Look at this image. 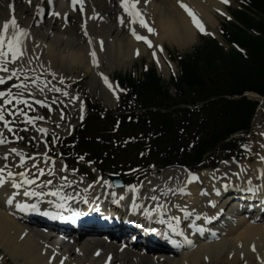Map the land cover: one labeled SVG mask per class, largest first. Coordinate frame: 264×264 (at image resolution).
I'll use <instances>...</instances> for the list:
<instances>
[{
	"label": "bare ground",
	"instance_id": "6f19581e",
	"mask_svg": "<svg viewBox=\"0 0 264 264\" xmlns=\"http://www.w3.org/2000/svg\"><path fill=\"white\" fill-rule=\"evenodd\" d=\"M7 1L0 0V22L11 17L7 9L8 6L5 4ZM14 1L17 2L20 9L16 17L18 22L21 26L30 28L27 53L17 62V65L30 69H32L31 67H39L46 70V74L53 75L55 73L53 77L58 80L65 79V68L83 66L93 73L95 81L96 79L101 81L107 92L105 100L110 105L115 104L118 93L115 89V81L109 75V69L119 65L129 66L135 59L151 51L152 56L157 61L159 72L165 73L169 69L167 66L168 57L165 59L163 56L165 53L164 43L176 45L180 50L195 43L197 34L201 31L195 26L192 17L185 8L181 7V3L188 5L193 10L203 23L205 32L209 25L217 27L216 13H226L223 0H139L138 9L148 27L154 29L153 32H149L148 28L143 27L139 21L135 24L131 23V17L123 13L122 9L118 7L120 0H85L83 12L86 15L82 18L68 8L69 5L66 0H58L54 11L59 12L60 15L52 14L51 19L44 25L39 22L35 13L36 9L30 5L28 0ZM33 2L36 5H42V0H32L31 3ZM79 12L81 11L79 10ZM121 17L124 19L123 24ZM68 19L70 25L65 23V20ZM85 28L87 35H85ZM132 28H135L138 34H143L147 38L151 37L152 46L150 47L149 44L145 46L140 43L132 34ZM92 51L96 53L97 64L93 63ZM28 60H31V63H27ZM59 64H62V68L58 66ZM104 64L107 65L108 70L104 69ZM9 66L13 67V65ZM101 73L108 77L113 86L112 89L105 84ZM259 98V104L263 105L264 97ZM257 116L258 113L254 119ZM260 134L264 138V130H261ZM259 146L262 151L261 155L264 156V142ZM14 157L17 155H12L11 159ZM52 163L51 161L47 164L44 172L47 173L54 167L55 176H50L47 173L38 178L39 181L33 187L43 185L45 180L51 179L53 183L50 186H45L46 191L48 187L55 188L62 185L64 191H68L67 194L84 202L85 198L87 200L90 197L94 198V194L104 190L103 188L109 182L98 175L100 178L97 180L99 182L97 184L95 182L89 185L83 179L79 184L71 183L69 186L61 177H67V181L72 182L75 181V176L69 175L65 170L62 171V165L59 167ZM244 164H237L236 167L231 166L232 170L222 168L221 174H212V171L198 172L196 174L200 179L192 183L187 182L189 174L187 169L169 168L164 170V173L162 172L159 177L144 182L143 187H139L138 196L130 193L128 187L125 186L118 191L117 198L125 196L126 198L122 200L144 203V207H154L155 202L147 199V197L153 194L159 195L161 197L160 202H167L168 205L169 211L165 213V218L168 215H175L179 216L182 222L185 216L181 209L188 207L187 210H192L191 208L197 206L195 203L202 197V193L197 191L195 187H208L204 179L209 178V176L221 178L224 181L226 178L223 174L226 173L228 179L236 181L239 176L237 173L241 169L246 174L245 177L254 184L264 182L259 178L258 171L264 168V161L259 158L257 163H253L251 166ZM15 165L19 166L18 163ZM30 167L32 173L39 174L38 168L32 165ZM169 170L171 171L169 172ZM220 184L212 183L211 190L217 191L218 194L221 193ZM72 186L76 187L73 189ZM166 188H170L172 191L162 195V190H166ZM180 188H184L186 191H178ZM153 189H156L155 193H153ZM209 196L215 201L216 196H213L211 191H209ZM243 198L246 197L243 196ZM192 200H195L193 205H191ZM183 202L187 203L180 204ZM13 203L18 210H22L17 207V204H20L17 203V198L13 199ZM190 205L191 207H189ZM203 208L208 207L203 206ZM154 215L159 220V217ZM197 216L200 215L193 214L194 218ZM237 219V221L231 222L223 232H219L222 233L219 235L221 236L220 241L207 242V238L195 243L194 248H180L181 252L176 255L148 256L131 249L120 251V246L109 245L101 238L97 242L78 240L74 244L64 243L56 238L42 239L36 227L23 222L19 217L12 216L8 208L0 203V243L5 247H10L17 257L23 258L28 264H61V262L63 264H264V221L240 223L242 218L237 217ZM212 228L215 229L214 226Z\"/></svg>",
	"mask_w": 264,
	"mask_h": 264
},
{
	"label": "trees",
	"instance_id": "16d2710c",
	"mask_svg": "<svg viewBox=\"0 0 264 264\" xmlns=\"http://www.w3.org/2000/svg\"><path fill=\"white\" fill-rule=\"evenodd\" d=\"M244 1L233 11L236 22L221 28L228 48L206 38L177 57L178 75L169 81L154 67L140 77L120 75L127 113L90 115L72 139L61 141L64 153L126 175L171 162L207 165L231 153L238 141L226 140L249 129L257 105L245 92L264 95V0Z\"/></svg>",
	"mask_w": 264,
	"mask_h": 264
},
{
	"label": "snow or ice",
	"instance_id": "6c2138e0",
	"mask_svg": "<svg viewBox=\"0 0 264 264\" xmlns=\"http://www.w3.org/2000/svg\"><path fill=\"white\" fill-rule=\"evenodd\" d=\"M28 2L31 4L32 0H28ZM48 4H53L54 0H46ZM72 6L75 9L76 5L79 4V10L81 12L84 11V3L85 0H71ZM224 3H228L229 0H223ZM121 6L123 7L124 11L128 14V16L131 17V23L135 24L137 21L143 26L148 28L149 32H153L154 29L148 27L147 23L145 22L140 10L137 7V4L139 3V0H120ZM181 7L185 8V10L189 13V15L192 17V21L195 24L197 28L200 29L201 32H205V27L203 23L201 22L200 19L196 16V14L193 12L191 8L188 7V5L181 3ZM9 8H12V5H9ZM36 11L38 16H42L45 12V8L37 4L36 5ZM55 16H59V12H53L52 13ZM121 23H124L123 17H121ZM132 34L138 39V40H145L151 47V41L147 39L145 36L139 35L135 28H132ZM85 35H87V30L85 28ZM30 36V28L21 26V24L18 22L14 12L11 15L9 19H5L2 22H0V71L4 73H8L6 76H0V85L5 84L7 81H11L13 77H16L17 79L19 78V75L24 72V68L21 65H17V62L20 61L27 53L28 49V44L27 40ZM91 43V41H89ZM92 58H93V63L97 64L98 61L96 60V53L95 51H92L91 53ZM155 55V53H154ZM27 63H31V60H28ZM9 65H13V67L10 69ZM55 75V73H53ZM103 76L105 84L108 85L110 89L113 88L112 84L109 82L108 77L104 76L103 73H101ZM31 84H36L37 88L43 92V88H40L39 84H37V81L35 79H32L29 81V78L27 75H25V80L20 81L19 84H12L10 88L7 89V91H0V98H2V103H0V122H3V125L5 128L8 129L9 132H12V128L9 126L12 122L8 119H6L5 112H6V105H12L13 101L16 102V104H26L28 105V101L26 99H23V93L24 91L29 90L28 89V83ZM118 87V85H117ZM12 88H16L19 91L13 92ZM57 91H60V89H57ZM115 91V89H113ZM123 91V89H121ZM67 95V93H64ZM118 98V97H117ZM37 104L43 105L44 101L42 100H36ZM31 107V105H28ZM19 113L21 117L26 118L27 123H34L35 120H43L45 117L43 116H38V117H30L27 115V113L23 109H16V112H11L10 115L16 116V114ZM82 119V117H81ZM39 132L41 133H47V129L45 128H39ZM17 139H23V137H16ZM8 143V141L4 138L3 134L0 133V145ZM11 153H15L17 156L20 157L19 160V166L20 167H25V161L26 159H29V157H26L24 152L22 150H19L17 148H12ZM8 153L5 154L4 159H8ZM44 155L45 160H48L49 158L47 157L46 154H41ZM261 161H264V156L259 157ZM224 163H228L227 161H224ZM54 165V162H53ZM33 167H36L35 164H33ZM62 170H67L66 166H63ZM37 171L39 172L40 176L44 175V169L38 168ZM259 178L264 180V168L259 169ZM50 176H55V170L54 167L52 170L49 171L48 173ZM227 175V174H225ZM239 175V174H237ZM38 176H32L28 170L25 168V171H20V172H13L10 170L9 166L5 164L3 167H0V187H3L6 183L10 184L11 188L16 190L15 195H21L24 197H36L39 200H45L47 197H57L58 201L54 200H47V203L49 204H54L57 209H63L65 207V204L68 201L74 200L77 197L73 195H69L64 191V187L62 185H58L55 188L48 187L47 191L44 190L45 186H50L52 185L53 181L51 179H47L43 182V185H39L36 187H33L36 185V180L38 179ZM62 180L66 181L69 186L72 182L67 181V177H61ZM200 177L194 173V172H189L188 177H187V182L192 183L194 181H198ZM107 183V182H106ZM249 185H251V180L248 181ZM128 191L130 193L136 194L137 196L139 195V187H143V185H133L130 184L127 186ZM227 187V185H225ZM23 189L22 192L19 190ZM249 191H258L259 189L255 188H249ZM153 193L156 192V189L152 190ZM172 191L170 188H166V190H162L161 194L165 195L167 192ZM180 192L186 191L184 188L178 189ZM125 196H121L120 199H125ZM14 198H9L7 200V203L12 204ZM147 199H150L151 201L155 202L154 207H144L142 204H137L133 202L132 208L134 211H140L142 209L143 214L145 217L149 220L152 219L153 214H156L159 217V223L161 225H166L168 229L171 230L172 233H176L179 236H183L185 242L188 245H192V241L188 239L187 235L185 234L184 230L179 227L181 223V218L179 216L175 215H168L167 218H165V213L169 211L167 202L161 203L160 199L161 197L159 195H151L150 197H147ZM84 202L87 203V199H84ZM119 203V201H115ZM17 207L21 208L24 211H40V206L38 203L36 204H28V203H22V204H17ZM179 207V206H176ZM181 211L184 212L185 218L189 217L192 215L190 211H188L186 208L181 209ZM45 215H53V218H56L57 214H52L49 212H45ZM77 215V213L73 212V216ZM200 217L197 216V219ZM206 220H210L211 218L205 217ZM191 228L203 232L204 229L203 227L192 223L190 225ZM151 231H157V229H151ZM168 239L171 240L173 244H175L177 247L180 246L179 241L172 239L170 236H168L167 232L163 233ZM99 255V253H97ZM63 264V262H61Z\"/></svg>",
	"mask_w": 264,
	"mask_h": 264
},
{
	"label": "rangeland",
	"instance_id": "374dc122",
	"mask_svg": "<svg viewBox=\"0 0 264 264\" xmlns=\"http://www.w3.org/2000/svg\"><path fill=\"white\" fill-rule=\"evenodd\" d=\"M240 3H241V0H229L228 3H225L224 6H225V9H226V13L223 14L224 16L221 13H218V14L216 13V17H217V21H218L217 27L209 25L207 31L205 32V34H199V35L197 34V38H196L195 43L192 46L190 45V46L184 48L185 50L184 49L180 50V48L178 46L172 45V44H168V43L165 42L164 43V45H165L164 47H165L166 55L168 54L169 59L172 60L174 66H175V72L176 73L173 74V72H174L173 69H171L172 72L171 71L169 72L168 70L165 71V73H161L160 72V74L163 77V79L166 80V81H169L172 76H174V75H176L178 73L177 62H176V60H173L171 58V55H174V57H177L178 55H181V54H184V53H190L191 51H193L194 47L196 48V47H199V46H202V45L205 44V42H206V38L205 37L214 36V37H217L219 40H221V36H220V33H219L220 26L222 25V23L227 22V20H231L232 19L230 10L239 7ZM227 12H228V14H227ZM201 33H203V32H201ZM227 48H228V46H227ZM164 54H163V56H164ZM151 55H152L151 51H148V53L142 55L141 58L139 57L138 59H135L131 63V65H129V66L119 65V66L113 67L112 69H109L107 67V65H105V64L103 66H104L105 70L109 69L108 70L109 75L111 73L116 79L119 78L120 75L129 74L130 72H135L139 76L141 74L142 69L144 67H146V66L148 67L149 65L156 64L155 63L156 61L152 58ZM58 66H60V68H62L61 67L62 64H59ZM31 68H32L31 69L32 71L40 69L39 67H31ZM40 70H42L43 73L44 72L47 73V71L44 70V69H40ZM64 73H65V77H66L65 78V82H67V84L70 87H74V90H76L79 93L80 96H82V97L85 96L88 99H91L94 103L100 104L107 111L116 110V108L119 105V102L115 105L114 108L111 107V106H114V105H110V104L107 103V101L105 100V96H106L107 93L104 91L101 81H98L97 79L95 81V79L93 77V73L91 71L86 70V68L83 67V66H75V67L71 66V67L65 68L64 69ZM46 75H48V74H46ZM49 75H51V74H49ZM113 81H114V79H113ZM117 93H119V92L117 91ZM172 93L174 94V90H172ZM258 100H260V98H258ZM259 103H260V101H259ZM263 106H264V104L263 105L259 104V107H258L259 111L257 110L258 116H257L256 119L253 120L254 126H253V128L251 130L252 134L255 131L256 124L261 125L259 127H256V132L255 133L257 135L254 134L253 137H251L250 136V132L248 134H246V137H248L250 139L253 138L254 141L261 140L258 143L259 145H262V143L264 142V138L261 135L262 133L260 134L261 130H264V108H263ZM76 122H78V119H76L75 122H74L75 126L77 125ZM20 128H22V127H20ZM55 128H57V127H55ZM59 131L61 133H64V134L71 133V131L69 129H67V128L60 129ZM257 136L259 137V139H258ZM22 144L25 145L27 148H29V145H27V141H26L25 137H24V140H23ZM244 159H245L244 162L248 161L247 157H245ZM254 162H255V160H250L249 162H246L244 165H247V166L250 165L251 166ZM248 163H251V164H248ZM236 166H234V167H236ZM79 167L84 172L81 173L80 170H79ZM230 167L231 166H228L227 168H230ZM73 168L79 170L80 174H82V175L84 174L89 179H93L95 177L96 180H98L100 178L98 176L99 173H96V174L94 173L93 170H95V169L93 167L92 168H85V167L82 166V163L81 164L76 163ZM171 168H173V167H171ZM230 169L232 170V168H230ZM230 169H228V170H230ZM29 171H31V173L33 172L32 170H29ZM170 171L171 170H169V172ZM67 172L69 173V175L74 176V174L71 173L70 171L67 170ZM46 174L47 173L44 172V175H46ZM161 174L154 175L153 178L154 177H159ZM216 174H221V173H217L216 172ZM182 178H183V175H182ZM149 180H152V178H150ZM180 183H182V182H180ZM186 184H188V183H186ZM216 241H220V239L216 240ZM0 264H28V263H26V261H24L23 258L17 257L14 254V252L10 249V247H5L3 244L0 243Z\"/></svg>",
	"mask_w": 264,
	"mask_h": 264
},
{
	"label": "water",
	"instance_id": "95a60500",
	"mask_svg": "<svg viewBox=\"0 0 264 264\" xmlns=\"http://www.w3.org/2000/svg\"><path fill=\"white\" fill-rule=\"evenodd\" d=\"M110 178L112 179V181L114 183H116L117 185H122L123 184V181L121 179V177L117 176V175H111Z\"/></svg>",
	"mask_w": 264,
	"mask_h": 264
}]
</instances>
